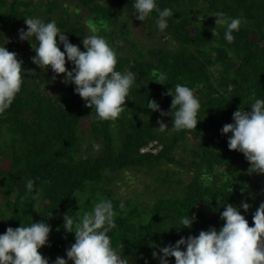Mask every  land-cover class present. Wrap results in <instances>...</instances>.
Instances as JSON below:
<instances>
[{
  "label": "trees",
  "instance_id": "1",
  "mask_svg": "<svg viewBox=\"0 0 264 264\" xmlns=\"http://www.w3.org/2000/svg\"><path fill=\"white\" fill-rule=\"evenodd\" d=\"M132 2L0 0V46L15 52L24 69L20 92L0 114V162L7 166L0 169V234L48 223V243L38 251L49 264L67 259L74 243V234L63 229V215L82 216L101 198L114 204L117 227L109 236L129 264H158L150 245L218 231L225 204L239 209L242 201L249 203L241 215L251 227L252 213L264 202V174L249 173L243 154L227 147L231 134H221L239 107L248 111L255 99H264V0H157L161 10L174 14L163 33L157 13L137 21ZM217 12L242 18L230 44L225 29L215 25ZM34 16L55 21L81 51L86 36H103L117 53L116 70L137 74L118 119L98 120L74 86L62 83L63 74L31 63L34 42L20 41L18 30L26 31L24 19ZM65 67L72 68L67 59ZM160 73L166 76L163 85ZM176 84L195 89L200 101L194 130L173 131L170 115L147 109L154 100L170 113L172 97L166 93ZM157 121L169 128L160 132ZM133 172L146 176L141 189L133 198L119 195L114 186ZM28 179L41 192L38 200L27 194ZM144 196L151 202L144 203ZM188 214L195 216L190 229L172 228Z\"/></svg>",
  "mask_w": 264,
  "mask_h": 264
},
{
  "label": "clouds",
  "instance_id": "2",
  "mask_svg": "<svg viewBox=\"0 0 264 264\" xmlns=\"http://www.w3.org/2000/svg\"><path fill=\"white\" fill-rule=\"evenodd\" d=\"M131 7L133 16L140 22L151 18L153 12L157 13L155 23L162 33L168 29L169 18L174 15L170 8L161 10L157 0H133ZM213 17L216 18L215 25L225 29L224 40L229 44L234 42L233 33L239 31L242 18L229 17L223 12H217ZM203 19V16L197 17L198 22ZM24 24L26 31L18 30V39L34 42L30 44L35 53L31 57L32 64L44 71L50 69L57 76L63 74L62 83L74 86V94L95 111L98 120L115 121L120 117L137 74L116 70L117 53L103 36L95 32L86 36L81 42L84 48L81 51L70 43L55 21L46 23L34 16L25 18ZM4 45L0 46V114L9 109L20 92L24 74L22 60ZM66 59L72 65L71 70L65 67ZM159 80L163 85L164 73L159 74ZM166 94L172 97L170 113L160 110L154 100L147 101V109L159 112L161 116L170 115L173 131L194 130L200 121L197 116L201 108L195 89L176 84L174 91L169 89ZM249 109L245 111L239 107L232 114V123L223 125L221 134H231L227 147L243 154L250 165L249 173L264 174V99H255ZM157 123L160 132L169 128L161 121ZM93 147L98 148L97 145ZM25 187L33 200L40 198L41 192L34 191L32 179L27 180ZM119 207L123 209L124 203L121 202ZM250 207L245 201L239 209L225 204L220 213L224 223L218 231L209 228L196 236H181L174 244L150 245L156 248L152 252L153 259H157L158 264H169V258H174L175 264H264V202L252 213L251 227L241 215V210L247 213ZM116 215L113 202L106 198L99 199L91 211L82 216L65 213L62 226L66 233L74 234V243L66 249L67 259L56 257L52 264H68L69 261L72 264H129L128 257L118 252L109 236L117 227ZM194 220V215L182 216L177 221L179 226L172 228L177 231L190 229ZM51 230L43 221L15 229L6 228L0 234V264H49V259L38 250L47 245Z\"/></svg>",
  "mask_w": 264,
  "mask_h": 264
},
{
  "label": "rangeland",
  "instance_id": "3",
  "mask_svg": "<svg viewBox=\"0 0 264 264\" xmlns=\"http://www.w3.org/2000/svg\"><path fill=\"white\" fill-rule=\"evenodd\" d=\"M149 148L150 146L145 149H142L141 152L148 151ZM152 151L155 152L156 150L152 149ZM5 167L7 168L4 163L0 162V169L3 170L5 169ZM145 178L146 176H144L143 174L133 172V174L130 175L128 179H125V181H122L119 184L115 185L114 188L116 189V192L119 195L126 196L128 198H133L135 197V193L141 189V182L145 180ZM151 200L152 198L150 196H144L142 199L144 203L151 202Z\"/></svg>",
  "mask_w": 264,
  "mask_h": 264
}]
</instances>
